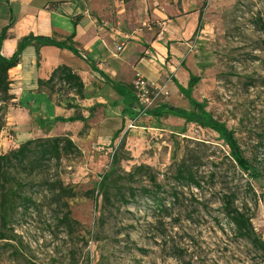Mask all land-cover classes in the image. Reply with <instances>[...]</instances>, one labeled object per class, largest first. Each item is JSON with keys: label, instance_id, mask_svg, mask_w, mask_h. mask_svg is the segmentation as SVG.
I'll return each mask as SVG.
<instances>
[{"label": "rangeland", "instance_id": "374dc122", "mask_svg": "<svg viewBox=\"0 0 264 264\" xmlns=\"http://www.w3.org/2000/svg\"><path fill=\"white\" fill-rule=\"evenodd\" d=\"M150 1L124 4L118 0H82L81 5L90 10L100 26L106 24L126 34V43L141 44L149 50V27L153 28L152 37L161 30L148 22ZM174 1L167 0V4ZM178 1L187 3L184 18L179 17L177 22L172 19L170 25L182 36L177 42L178 71L167 73V59L162 68L152 63L159 69L158 79L148 80L169 92L168 96L161 94L152 108L168 104L189 110V101L179 86L187 89L191 75L200 77L192 97L205 103L208 112L235 132L248 159L264 166V0ZM203 3V29L196 33L192 29L198 17L191 13L195 8L200 11ZM146 57L154 61L151 53ZM40 63L41 56H37L38 68ZM95 92L91 87L88 96ZM29 99L25 95L19 101L26 107ZM34 99L40 102L42 97ZM134 106L138 112V105ZM10 109L0 132L2 155L17 150L28 137L36 139L34 130L58 127L55 118L51 119L55 114L40 106L32 108L33 114L41 109L37 122L28 125L24 113ZM121 112L115 108L109 113V130L99 129L101 117L88 127L60 123L68 126L66 131L60 127L57 136L74 139L81 150L79 155L64 157L61 162L42 161L35 169L19 165L10 168L3 183L16 189V197L32 199V206L18 207L6 228L0 220V233L15 236L12 244L20 249L17 259L12 258L14 249L0 241V264H264V251L239 239L222 215V196L235 191L248 178L242 179L241 172L229 164L220 165L229 149L219 135L187 125L173 115L156 119L143 114L137 129L128 130ZM40 118L45 121L44 129L38 123ZM117 128L124 133L113 142ZM123 141L125 147L121 149ZM116 151L122 158L117 172L124 179L112 190L111 204H106L98 191L95 204L94 197L84 194L94 190L101 176L111 170ZM196 153L203 158L200 171L207 176L217 174L202 190L178 188L179 201L171 207L167 205L164 212H158L142 191L136 193L135 201L125 205L119 190L124 194L132 184L125 182V173L140 165L152 167L160 173L158 179L164 189L161 196L170 202L172 188L177 186L171 169L174 159ZM59 182L74 190L76 197L69 199L62 193L50 192L51 186ZM253 186L254 192L247 195L248 210L257 235L264 241V191L258 183L253 182ZM64 202L78 223L74 228L59 223L66 212Z\"/></svg>", "mask_w": 264, "mask_h": 264}, {"label": "trees", "instance_id": "16d2710c", "mask_svg": "<svg viewBox=\"0 0 264 264\" xmlns=\"http://www.w3.org/2000/svg\"><path fill=\"white\" fill-rule=\"evenodd\" d=\"M118 1L128 4L133 0ZM58 5L59 3H49L46 8L48 10L56 9ZM205 9L206 4L203 3L199 11V23L196 33L203 29V16ZM75 19H77L74 23L76 27L79 23L78 21H80V17L77 16ZM11 26L12 23L8 27L4 28L2 34L0 35V132H2L6 126V117L9 109L17 108L19 106L18 103H15L16 97L11 94L12 81L9 73L20 64L21 55L27 47L31 45L36 46L39 59V51L41 47L66 49L74 55L79 56V51L74 42L75 33H73L65 41H57L49 37H35L34 35H29L20 42L14 56L11 59H6L3 57L1 50L3 42L7 38V33ZM262 29H264V24L262 25ZM199 82L200 77L191 75L187 89L179 86L180 90L186 94L189 101V110L164 104L147 111L140 109L136 112L135 110L132 111L131 109H127L126 115L131 120L136 119L143 113L156 119L167 115H173L185 120L187 125L194 124L202 129H207L218 134L226 147L229 149V154L225 155L222 160H220L222 161L220 165L229 164L234 169H238L241 172L243 175L242 179H244V176L248 178V180L244 179L245 183L239 184L235 191L222 196L220 199L222 215L227 220L228 224L233 227V231L239 239L247 241L257 250L264 251V241L257 235L253 226L252 218L248 210L250 203L247 199V195L254 192L253 182L258 183L264 191V166L262 164L258 165L248 159L235 136V132L226 124L218 121L210 112H208L207 105L205 103L199 102L192 97V92ZM128 89L130 90V94H132V96L130 95V99L134 102V105L137 104L133 84L128 86ZM38 93L48 95L49 99H53L54 95L58 96V100L66 98L67 108L79 111L81 108L75 104V102L77 99L80 101L85 100V84L79 75L73 73L72 69L66 66H61L53 72L49 80L38 81ZM88 111L91 117L94 108H91ZM123 113L125 116V110ZM54 122H82L85 124V127H88V119H86L81 113H77V115L68 119L57 117L54 119ZM38 123L40 127L44 129L45 121L42 120V118L38 119ZM120 133L121 132H118L115 135L112 140L113 142L120 137ZM124 147L125 141H123L120 145L121 149ZM80 153L81 150L69 135H61L51 138L29 139L17 150L4 155L0 154V187L2 188L0 190V220L3 227L6 228L8 226L14 213L17 212L18 207L24 206L26 209H29V206L32 204V199L23 198L21 196L16 197V189L14 187H7L3 183V180L9 175L11 167L19 165L23 168L28 167L29 169H35L42 161L61 162L64 157L79 155ZM202 159V156H198L197 153L196 155L192 154L191 156L182 158L181 160L176 158L174 159L171 169L174 172L173 178L176 180L177 186L172 188L170 193L172 200H170V202H167V200L161 196L164 189L158 179L160 173L147 165L136 166L133 168L132 172L125 173V182H130L132 184L125 188L126 190L124 194L119 190V195L125 205H130V203L135 201L137 198L136 193L138 191H142L144 195L152 201L155 208L158 209V212L167 211V205H170L171 207V205L179 201L180 191L178 188L182 189L186 187H193L202 190L203 187L208 185L210 178H216V172L207 176V173L200 171L201 168L199 166L202 164ZM121 162L122 158L119 156V152L116 151L113 156L111 170L101 176V181L94 190L88 191L84 195L91 198L94 197L96 204L98 202V197H95V192L98 191L104 202L106 204H111L112 190L119 185L120 180L124 179L119 176L117 172V167L121 164ZM34 172L35 171L33 170V173ZM51 187L54 189H50V192L58 193V195L62 193L64 197L69 199L75 198L77 195L74 190L64 188V185L61 182L55 183ZM64 207L66 208V212L59 220V223L67 228H74L73 226L76 224L78 225V223L73 220L67 202H64ZM15 239V236L9 235L6 232L0 233V241H5L7 247L14 249V252H12V258L14 257L17 259L16 256L20 255V249L12 244Z\"/></svg>", "mask_w": 264, "mask_h": 264}, {"label": "crops", "instance_id": "0c3cea01", "mask_svg": "<svg viewBox=\"0 0 264 264\" xmlns=\"http://www.w3.org/2000/svg\"><path fill=\"white\" fill-rule=\"evenodd\" d=\"M49 3H59V5L56 9L48 10L46 6ZM81 4L82 0L0 1V35L4 28L12 23L1 50L6 59H11L14 56L20 42L29 35L65 41L75 33L74 42L79 51V56H76L66 49L41 47L39 68L36 66L37 47L31 45L24 51L20 64L10 71L9 76L12 81L11 94L16 97L15 103L19 104L17 108H11L10 111L24 113L26 125L33 124L34 120L37 122V115L41 113V109L38 114H33L31 110L35 106H40L44 111L53 112L55 117L51 119L57 117L68 119L77 113H81L88 119L89 125L94 119L96 121L93 123H97V118L101 117L103 120V124L99 125L101 130H109V126L112 124L109 113L118 108V110H122L120 114L123 116L125 110L124 118L128 125L130 118L126 115V110L136 111L134 102L130 99L132 94L128 89V86L132 85L135 73L140 72L147 79L157 80L159 69L152 63L162 68L161 65H164L166 59L168 61L167 73L174 71L177 73L178 71L175 63L180 46L177 42L182 36L178 35L179 29L174 28L172 31L170 25L172 19L177 22L179 17L184 18L183 14L187 13L186 1L175 0L169 5L167 0L150 1L149 7H147V11H150L147 16L148 22L155 24L156 27L159 26L161 30L157 32V36L152 37L153 28L149 27L147 35L148 40H150L149 42L147 40L149 50H146L141 44L126 43L124 41L128 39L126 34L109 28L106 24L100 26L98 19L92 16L90 10L83 8ZM191 14L194 18L198 17L196 28L192 29L193 32H196L199 23V9H193ZM77 16L80 17V21L75 27L74 23L77 21L75 19ZM150 53L154 56V61L146 57ZM156 56L157 58H155ZM61 66L72 69L73 73L79 75L85 84V100L77 99L75 102L81 108L79 111L68 109L66 98L58 100V96L54 95L53 99H49L48 95L38 93V81L49 80L53 72ZM91 87H94L96 92L93 93L92 97H89L88 89ZM25 95L30 97L26 107L22 106L19 101V98ZM35 97H42V99L40 102H34ZM127 102L128 105H126ZM91 108H94L92 118L88 111ZM60 123H56L58 127L47 131L34 130L37 132L36 138L56 137L60 127L65 130L68 126H61ZM69 124L83 125L82 122ZM119 129L117 128L116 131ZM101 132L104 133V131ZM123 133H120V136ZM105 134L108 135V131L107 133L105 131ZM29 139L34 138L28 137L27 140ZM72 140L74 141V139Z\"/></svg>", "mask_w": 264, "mask_h": 264}, {"label": "built area", "instance_id": "2783aa9c", "mask_svg": "<svg viewBox=\"0 0 264 264\" xmlns=\"http://www.w3.org/2000/svg\"><path fill=\"white\" fill-rule=\"evenodd\" d=\"M155 58H157V56ZM133 87H134V95L137 99V105L139 107V110L141 109L143 111L154 109L152 107L155 106L154 103L161 94H163L164 96L169 95V92L165 90L164 87L162 88L156 83L150 82L145 76H143L139 72L135 74L133 80ZM139 118L140 116L137 117L136 119L129 120L128 130L137 129ZM152 131H154V129H152Z\"/></svg>", "mask_w": 264, "mask_h": 264}]
</instances>
